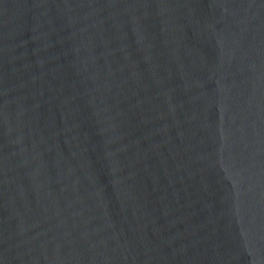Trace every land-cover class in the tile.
<instances>
[{
	"label": "water",
	"instance_id": "1",
	"mask_svg": "<svg viewBox=\"0 0 264 264\" xmlns=\"http://www.w3.org/2000/svg\"><path fill=\"white\" fill-rule=\"evenodd\" d=\"M0 264H264V0H0Z\"/></svg>",
	"mask_w": 264,
	"mask_h": 264
}]
</instances>
